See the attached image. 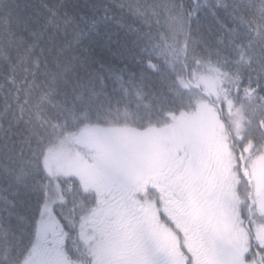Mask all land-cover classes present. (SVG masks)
Masks as SVG:
<instances>
[{"label": "trees", "instance_id": "1", "mask_svg": "<svg viewBox=\"0 0 264 264\" xmlns=\"http://www.w3.org/2000/svg\"><path fill=\"white\" fill-rule=\"evenodd\" d=\"M213 69L228 100L197 83ZM203 99L221 104L235 149L264 151V0H0V264L27 262L48 206L43 249L57 257L64 241L72 260L93 264L81 226L99 195L48 164L68 131L159 128ZM245 215L247 260L264 264V213Z\"/></svg>", "mask_w": 264, "mask_h": 264}, {"label": "flooded vegetation", "instance_id": "2", "mask_svg": "<svg viewBox=\"0 0 264 264\" xmlns=\"http://www.w3.org/2000/svg\"><path fill=\"white\" fill-rule=\"evenodd\" d=\"M183 116L176 115L174 121L181 122ZM186 134V126L176 131L147 176L135 182L114 180L100 193L94 224L108 238L120 240L121 248L134 260L207 264L212 251H221L217 244L225 231L236 232L233 223L241 214L243 182L233 165L242 159H233L229 171L222 169L215 155L222 144L218 135L207 140L203 130L198 141L183 138Z\"/></svg>", "mask_w": 264, "mask_h": 264}, {"label": "rangeland", "instance_id": "3", "mask_svg": "<svg viewBox=\"0 0 264 264\" xmlns=\"http://www.w3.org/2000/svg\"><path fill=\"white\" fill-rule=\"evenodd\" d=\"M224 80L225 77L213 69L202 74L197 83L215 99L221 97L223 101L228 100L227 94H223L227 93V91L224 90ZM184 83L186 85L189 84L188 82ZM216 104L217 105L212 104L208 99H203L200 105L201 109H203L202 111L200 109L202 113L201 118H192L187 125L185 122L186 119L183 118L184 121L181 122L184 124L183 126H186L187 130V134L183 136V138H197L198 141H201V131L203 130L207 132V140H210L211 136L214 134L221 136L222 144L216 150L215 155L216 157H220L222 169H227L229 171L231 163L228 157L229 153L225 147L229 139L226 129L227 124H224L218 116V110H220L221 104H219V102ZM233 106L234 105H229V107ZM232 120L235 122V118ZM237 121L239 122V119H237ZM183 126L178 128V124L169 123L166 126L169 131H160L168 135V138L165 135L152 136L153 134L149 132L153 130L147 132L143 131L141 128H133L134 126L127 127L118 124H83L68 131L55 146L48 150V152L51 150L48 153L49 168L54 174H61L64 176L76 175L81 179L85 187L93 188L97 191H102L106 185H112L114 180L118 179H132L135 182L137 178L143 175L142 173L144 171H149L148 164L151 166L153 162L158 160L157 158L163 151L165 144L169 139H173L176 135V131L182 129ZM250 144L251 143H248V145ZM208 147L210 148V145H208ZM242 157V153L240 155L236 154L235 160ZM242 160L239 161L238 165H233V171L236 169L238 170V176L241 178V182L252 177L257 195L264 200V151L253 157L249 166L243 164ZM131 168L134 171H138L136 177L126 176V174H130L129 170ZM240 171L243 172V175H241ZM224 178L227 180V184L230 183L226 174ZM262 203L264 204V201ZM46 211L48 219L46 221L42 220L38 225L39 228H37L41 241L39 240L36 251L40 247L43 251L44 245L42 236L51 229V225L55 219L51 206L46 207ZM83 229L85 231L83 237L89 242L91 247L89 249V254L93 264H120L122 260L118 253L123 250L112 249V247L121 244L120 240L108 238L103 234L99 226L91 227L90 224H83ZM231 231H233V229H227L224 238L223 236L219 238L217 246L221 251L212 252V264H260L255 260H247L246 253L248 249L242 250L238 257L237 248H233L230 245L226 247L223 242L225 238L227 241L231 242L232 237L235 236L232 233L230 234ZM38 233H36V235ZM257 233L258 237L264 241L263 227H259ZM232 240L233 242H237V240ZM240 242L241 246L244 247L246 244L245 238L241 237ZM35 252L24 264H45L42 253L35 254ZM231 252H233L232 257L230 259H225L227 256L226 254ZM125 255L126 252L121 256L124 257ZM137 255L140 257L142 253H137ZM50 257L51 256H49L48 259H50ZM134 259V257L131 258L132 263ZM48 261L47 264H50ZM138 264L146 263L143 262L142 259Z\"/></svg>", "mask_w": 264, "mask_h": 264}]
</instances>
